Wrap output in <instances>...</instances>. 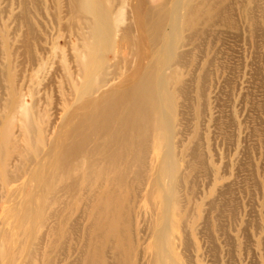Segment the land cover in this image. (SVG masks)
Instances as JSON below:
<instances>
[{
    "label": "bare ground",
    "instance_id": "bare-ground-1",
    "mask_svg": "<svg viewBox=\"0 0 264 264\" xmlns=\"http://www.w3.org/2000/svg\"><path fill=\"white\" fill-rule=\"evenodd\" d=\"M233 1L257 31L264 0ZM233 1L50 0L51 42L39 35L32 51L38 76L30 87L15 73L0 25V264H105L98 236L106 228L117 241L113 264H123L121 250L128 261L125 240L132 241V231L105 225L106 198L125 210L127 200L143 199L146 215L160 208L164 221L152 226L141 215L147 222L138 232L152 230L150 264H179L171 252L174 228L196 229L203 204L192 198L205 163L196 155L198 132L187 140L178 136L174 113L189 90V71L184 77L181 65L187 45L198 47L213 26H236ZM26 4L20 7L28 24L24 37L32 28L37 38ZM205 80L202 68L201 96Z\"/></svg>",
    "mask_w": 264,
    "mask_h": 264
},
{
    "label": "rangeland",
    "instance_id": "rangeland-1",
    "mask_svg": "<svg viewBox=\"0 0 264 264\" xmlns=\"http://www.w3.org/2000/svg\"><path fill=\"white\" fill-rule=\"evenodd\" d=\"M23 1L28 4L27 20L32 19L37 25V38H34L31 27L29 35L24 37L28 24L26 16L20 14L22 0H0V25L9 36L15 73L20 80L25 79L24 86L30 87L35 86L38 76L32 64V51L40 44L39 35H45L50 41L53 9L50 8V0H37L36 3ZM233 2L230 4L236 26H213L198 47L187 45L188 51L181 65L184 77V73L189 71V90L187 99L180 100L181 106L174 113L175 123L181 129L178 136L187 140L197 131L196 155L205 163L204 172L196 176V191L192 198L196 204H203L196 229L193 232L191 226L187 230L174 228L178 240L171 246V252L179 264H264V14L258 13L257 31H251L252 25ZM25 40L27 47L23 44ZM62 40L60 38L63 49ZM63 50L67 53L68 49L65 47ZM68 53L72 54L71 50ZM0 59L4 60L1 51ZM202 68L206 70L203 96L196 92ZM56 89L53 86V91ZM30 99L25 97L27 105L32 108L33 101ZM32 112L36 114L38 109L34 107ZM162 141L163 138L160 139L158 157L153 162L155 167L160 163ZM184 165L183 160L181 167ZM165 176L162 174L163 178ZM161 193L162 188L159 187L156 197L160 199ZM182 194L185 196L186 193L183 191ZM127 204L129 209L125 210L124 206L113 207L110 198L104 199L102 221L106 226L112 223L121 228L123 234L130 229L132 241L125 240L128 261L131 264H150L152 230L145 229L147 234L138 232L147 222L141 215L150 206L145 200L137 198L127 200ZM161 213L157 207L145 217L150 218L152 226H155L164 221ZM79 214L82 213L77 209L74 218ZM125 217L131 220V224L124 221ZM99 232L100 246L106 250L101 261L113 264V245L117 241L110 240V229L106 228L103 234ZM91 235L94 236V233ZM119 254L124 258L123 264H128L126 254L122 250ZM73 259L74 255L66 263Z\"/></svg>",
    "mask_w": 264,
    "mask_h": 264
}]
</instances>
